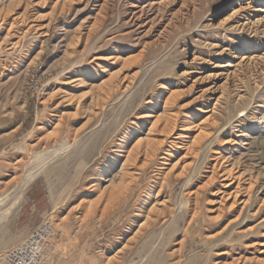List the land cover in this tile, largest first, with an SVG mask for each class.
Listing matches in <instances>:
<instances>
[{
	"label": "rangeland",
	"instance_id": "rangeland-1",
	"mask_svg": "<svg viewBox=\"0 0 264 264\" xmlns=\"http://www.w3.org/2000/svg\"><path fill=\"white\" fill-rule=\"evenodd\" d=\"M17 1L0 0V196H15L39 152L60 149L62 142L73 146L49 166L47 176L27 188L20 207L5 220L6 227L0 230V255L4 242L17 238L13 245L16 247L46 222L52 223V241L58 246L49 252L46 264H104L136 237L140 226L136 218L138 202L151 187L154 173L149 170L143 175L121 204L103 200L90 208L88 202H95L97 197L92 185L101 171L109 170L110 180L118 183L124 161L117 158L114 163L119 142L99 140L93 147L92 141L102 128L111 125L114 132L116 119L124 125L133 107L150 96L161 103L168 99L170 118L179 120L175 132L186 136L181 145L185 147L176 149L168 161L173 177L168 189L155 201L158 208L164 206L165 217L160 216L158 226L148 228L137 241L133 240L128 254L114 264H145L150 254L142 255V259L139 253L150 241V250L160 253L156 263L264 264V97L259 98L264 93V72L260 68L264 65V0ZM25 6L29 7L25 10ZM134 14L139 18L135 20ZM103 20H109L107 27L97 35ZM81 33H91L94 50L99 49V37L125 36L118 46L130 52L123 54L122 61L140 58L143 53L146 58L139 68L126 71L132 81L131 89L110 103L108 116H97L91 124L87 122L92 108L86 97L88 89L70 84L80 67L77 63L85 61V57L81 58ZM108 48L106 45L104 50L108 52ZM256 61L262 64L258 68H254ZM120 69L121 66L109 73ZM257 82L261 84L258 86ZM101 83L97 80L93 85L95 99L101 94ZM66 92L73 95L75 104L64 100ZM237 100L242 101L241 106H237ZM162 106L156 104L151 114L154 118L149 119L140 139L150 134L147 132L163 112ZM69 111L77 115L63 122L61 138L56 140L54 134L56 138H51L57 119ZM189 116L196 123L192 130L184 128ZM204 120L211 134L197 155L187 145L197 134L195 126ZM35 128L37 131L29 140L30 152L19 151V144ZM78 129L80 133L74 138L73 132ZM133 144L131 141L130 147ZM220 154L225 161L219 159V168H233L232 178L214 179L215 188L205 190L200 199L198 219L186 230L187 200L194 202L192 193L204 186L202 180L207 172L212 175ZM51 192L55 193L54 200ZM11 203L8 201L0 210L9 208ZM178 241L184 242L181 251L176 246Z\"/></svg>",
	"mask_w": 264,
	"mask_h": 264
},
{
	"label": "bare ground",
	"instance_id": "bare-ground-1",
	"mask_svg": "<svg viewBox=\"0 0 264 264\" xmlns=\"http://www.w3.org/2000/svg\"><path fill=\"white\" fill-rule=\"evenodd\" d=\"M16 1V0H15ZM19 1V0H18ZM17 1V2H18ZM28 1V0H27ZM16 3V2H15ZM26 4V3H25ZM27 5V4H26ZM31 5V4H30ZM14 6V5H13ZM34 7V5H31ZM105 6V5H104ZM137 6V5H136ZM25 10L27 9V7L29 6H25ZM106 7V6H105ZM134 7V6H133ZM107 8V7H106ZM143 8V7H142ZM64 9V8H63ZM55 10V9H54ZM31 11V10H30ZM26 12V11H25ZM142 12V11H141ZM28 13V12H27ZM144 13V12H143ZM141 14V13H139ZM25 15V13H24ZM22 16V15H21ZM19 16V18L21 17ZM32 16V15H31ZM26 18V17H25ZM38 18V17H37ZM97 18V17H96ZM132 18V17H131ZM134 18L135 20L139 17L136 16V14H134ZM35 19V18H34ZM39 19V18H38ZM99 19V18H98ZM18 20V19H17ZM21 20V19H20ZM26 20V19H25ZM36 20V19H35ZM34 20V21H35ZM121 20V19H120ZM33 21V22H34ZM38 21V20H37ZM109 20H103L100 24V26H98V29L96 30V34H100L103 30H105V28L107 27V23ZM122 21V20H121ZM15 23V22H14ZM35 23V22H34ZM37 24V23H36ZM96 24V23H95ZM142 25V24H141ZM129 26V25H127ZM32 27V26H31ZM100 27V28H99ZM142 27V26H141ZM120 28V27H119ZM94 29V28H93ZM130 29V28H129ZM89 30V29H88ZM112 30V29H111ZM123 31V30H122ZM92 32V31H90ZM27 33V32H26ZM115 34V33H114ZM120 34V33H119ZM123 34V33H122ZM91 33L90 34H86V33H81V35L79 36V42L81 44L84 45V54L81 56V58L85 57V61H80L77 64H80V67L75 71V77H73V79H71L70 84H73L75 86H83L84 88L88 89L89 93H86V97L89 98V103L92 104L91 105V109L89 110V116H88V124H91L93 122V119L96 118L97 116H108L110 114L109 112V105L112 101L118 99L121 95H125V93H127L131 87H132V81L131 78L129 77V73L126 74L129 69H133L134 68H139L144 61H146L145 55L144 53L140 56V58H131L130 60H124L122 61V56L124 53H129L130 49H125L122 50L119 48L118 45H120L121 40L125 37L122 35H119L118 37H107V36H102L99 37V39H97V43L98 45H100L99 47L96 45V47H98V50H94L96 48L93 49V46L90 42L91 39ZM118 35V34H117ZM113 36V35H112ZM130 36V35H129ZM135 39V38H134ZM96 40V38H95ZM106 45L110 46V49L108 48V52L106 50H104V48L106 47ZM131 45V44H130ZM77 47V46H76ZM127 47V46H126ZM131 48V47H130ZM129 51V52H128ZM135 52V51H134ZM253 55V54H252ZM134 56V55H132ZM122 58V59H121ZM252 58L254 59V57L252 56L250 60H252ZM257 59V57H256ZM260 59V58H258ZM262 60V59H261ZM255 59L252 61L254 64ZM74 63V62H73ZM76 64V63H75ZM247 65V64H246ZM258 65H262L260 62L256 61V65L254 68H258ZM78 66V65H77ZM121 66V69L115 73V74H110L109 72L112 69L118 68ZM129 68V69H128ZM262 69V71L264 72V65L260 67ZM142 70V69H141ZM67 71V70H66ZM137 71V70H136ZM139 69H138V73H139ZM257 71V70H256ZM133 72V71H132ZM252 72V71H251ZM255 72V71H254ZM247 73V72H246ZM110 74V75H109ZM140 74V73H139ZM257 74V73H256ZM254 75V74H253ZM61 77V76H59ZM249 77V76H248ZM134 78V77H133ZM136 79V78H135ZM260 79V78H259ZM102 81L101 86H100V90L101 94L100 96L95 99V97H93V85L95 83V81ZM237 80V79H236ZM258 81V80H256ZM69 84V83H68ZM261 83L257 82V85L259 86ZM161 85V84H159ZM72 88V87H71ZM78 88V87H77ZM81 88V87H80ZM157 88H159V86H157ZM90 89V90H89ZM98 89V88H97ZM160 89V88H159ZM79 90V89H78ZM157 91V89H156ZM86 92V91H85ZM95 93V92H94ZM160 93V92H159ZM239 92H237L238 94ZM78 94V93H77ZM81 94V93H80ZM60 95V94H59ZM98 95V94H97ZM76 96V95H75ZM162 96V95H161ZM240 96V94L238 95ZM255 96V95H254ZM82 96H80L81 98ZM167 97V96H165ZM244 97V96H242ZM241 97V98H242ZM264 97V93H260L259 98ZM154 98V97H153ZM152 97L148 96L145 97L142 101L141 104L139 106H134L133 109L131 110V112L128 114V120L125 122L124 125H122L121 120L118 121L117 119L115 120V124L117 123V129L114 130V132L112 131V126L110 125L107 128H102L99 130V133L94 136L93 141H92V145L94 144L93 147H95V144L98 143L99 140H103L102 143H110V142H119L117 145V151H116V158L114 159V163H117V158H123V165L121 168L122 171V175L119 178L120 181L117 183L116 181H114L113 179L110 180L111 177V173L109 170H103L101 171L100 175H99V179L95 182L94 185H92V187L94 188V192L96 194V201H90L88 202L89 207L92 208L94 206V204L96 203H100L103 200L106 201H115L117 202V204H121L122 200L128 198V194L131 191V189L134 186H137L140 181L141 178L143 177V175H145L149 170L154 173L153 175V182L151 187L149 188V190H147L145 192L144 198H140L139 202L140 205L138 207V215L136 216V218L138 219V223H140L139 225V229L136 232V237L134 239H132V241H129V243L125 244L121 249H118L117 254H115V257L113 258V260H107L106 262H104V264H114V262H118L119 259H123L125 255L128 254V252L131 249V246L133 244V240L137 241V239L139 237L142 236V233L145 232V230H147L150 227H156L160 224L161 222V218L160 216L163 218L165 217L166 214V210L163 207L160 206V208H158L155 204H156V198L160 195H162L163 193H165V191L168 189V183L170 181V179H172L173 177V167L171 169H169L167 167V163L168 161L173 158V155L176 151V149H181L182 147L185 146H181L184 143L183 138H185L186 136H184V134L182 133H176V127H177V123L178 121H176L177 118L171 119L170 118V105L168 102V99L164 102L161 103V101L159 99H153ZM160 98V97H159ZM163 98V97H162ZM254 99V98H253ZM64 100H66V102L68 103H72L74 102V97L73 95L69 94L66 92ZM97 100V101H96ZM174 100V98H173ZM82 101V100H80ZM236 101V99H235ZM238 101V100H237ZM65 102V101H64ZM84 102V101H83ZM88 102V100H87ZM158 103V105L162 104L163 106V112L159 113L158 117H156L154 120L155 123L153 124L152 128L150 129L149 132L150 133L148 135H146L145 138L140 139L139 137L141 136V133L143 131V128L145 127V125L147 126L149 119L154 118L151 116L153 109L156 107V104ZM81 103V102H80ZM242 101H238V105L237 106H241ZM59 104V103H58ZM73 104V103H72ZM75 104V102H74ZM87 104V103H85ZM84 104V105H85ZM78 105V104H77ZM80 105V104H79ZM89 105V104H88ZM174 105V104H173ZM68 106V105H66ZM75 106V105H74ZM191 107V106H190ZM172 108H174V106H172ZM229 108V107H228ZM78 109L76 110V113H78ZM83 109V108H82ZM177 109V108H176ZM174 110V109H173ZM65 111V110H64ZM83 112L85 111V109L82 110ZM81 111V112H82ZM61 112V111H60ZM67 112V111H66ZM128 112V111H127ZM160 112V111H159ZM174 112V111H173ZM179 112V111H178ZM177 112V113H178ZM261 112L264 114V106L263 109L261 110ZM63 113V112H62ZM74 113V112H73ZM71 115L72 112L69 111V113H64L62 114L57 120V126L54 130V132H50L52 135L51 138H56L55 136H57L58 140L59 138H61L62 134H63V129H64V124L63 122L65 120H67V118H70V116H75L77 114ZM176 112H174V115ZM82 114V113H81ZM88 114V113H87ZM116 114V113H115ZM173 114V113H172ZM261 114V113H260ZM259 114V115H260ZM262 115V114H261ZM115 116V115H114ZM177 116V115H176ZM186 116V115H185ZM264 116V115H263ZM86 117V116H85ZM195 117V116H194ZM190 118V116H189ZM261 118V117H260ZM103 119V118H102ZM119 119V118H118ZM264 119V117L262 118ZM72 120V119H71ZM207 120V119H206ZM206 120H204L203 122H201L199 125L195 126L198 128L197 130V134L194 136L192 142H190V144L188 143L187 146H189V151L195 153V154H201L200 152L203 149V144L206 141V139H208V137H210L209 135L211 134V132H209V128H208V124L205 125ZM258 120V119H257ZM186 121V120H185ZM259 121V120H258ZM152 122V121H151ZM184 123V122H183ZM196 124L193 117L189 119L188 123H186V126L184 128H190L191 126ZM215 124L219 125L220 128V123L218 121H215ZM151 125V124H150ZM122 126V127H120ZM73 127V126H72ZM114 127V128H115ZM180 127V126H179ZM218 127V126H216ZM69 128V127H68ZM183 128V129H184ZM71 129V128H70ZM75 130V129H74ZM80 129L76 130L75 132H73L74 138H76L78 136V134ZM148 130V129H147ZM186 130V129H185ZM188 130V129H187ZM192 130V129H191ZM190 130V132H191ZM213 130V129H212ZM37 131V129L35 128L34 130L30 131L29 135L25 138V142L17 147L19 151H24V152H30V144H29V140L30 138H32V135L35 134ZM180 131V130H179ZM182 131V130H181ZM226 131V130H225ZM184 132V131H182ZM187 132V131H186ZM185 132V133H186ZM227 132V131H226ZM53 134L55 136H53ZM154 134V136L152 137V135ZM49 135V133H48ZM104 135V136H103ZM241 135V134H240ZM103 136V137H102ZM184 136V137H183ZM219 136V135H217ZM221 136V135H220ZM231 136V135H230ZM102 137V138H101ZM190 136H188L189 138ZM212 137V136H211ZM227 137V136H226ZM46 138H49L46 137ZM50 139V138H49ZM49 139H46L45 141H47L48 143L50 142ZM111 139V141L109 142V140ZM155 139V140H154ZM157 139V140H156ZM210 139V138H209ZM208 139V140H209ZM171 140V141H170ZM225 140V139H224ZM69 141V140H68ZM131 141H134V144L130 147ZM61 142V141H60ZM80 142V141H79ZM78 142V143H79ZM62 146L60 147V149H47L43 152H39L37 155H35L34 159L31 161L30 163V167L27 170V174L26 176L23 178L20 187L18 188L15 196L13 198L9 199V194H3L0 196V209L2 207V205L6 204L8 201L11 200V204L10 207L5 209V210H0V230L1 228L4 227L5 224V220H7V218L9 216H11L13 214L14 211H16L17 208L20 207V204L23 202V200L25 199V191L27 190V188L32 185L33 182H35L37 179H39L41 176L45 175L47 176L49 174L48 172V168L50 165H52L53 163H55L60 157L61 155H64L63 153H66L72 146L73 144L70 143H63L62 142ZM75 144H77L75 142ZM207 144V143H206ZM186 145V144H185ZM186 146V147H187ZM76 147V145H75ZM105 148V146H104ZM73 149V148H72ZM79 149V148H78ZM76 150V149H75ZM187 150V149H186ZM215 150V149H214ZM220 150V149H219ZM80 151V150H79ZM102 152V151H101ZM113 152V151H112ZM188 152V151H186ZM103 153V152H102ZM114 153V152H113ZM119 153V154H118ZM190 153V152H189ZM104 154V153H103ZM1 155V153H0ZM186 156V155H185ZM196 156V155H194ZM188 157V156H186ZM191 159V158H190ZM199 159V158H198ZM214 159V158H211ZM221 161H225V156H220L218 158L215 159V165L212 167L213 170H211V176H209V173L207 172L206 177L202 180L205 181L203 184L204 186H200V188H198L196 191H194L192 194L194 196V202L191 203L190 200H187V202L189 201V204L186 205L185 209H187L188 206V217L189 219L187 220V222L185 223L186 226V230H189L192 226V223L195 222L198 219V214H199V202L200 199L202 197V195L204 194L205 190L208 191V189L211 190V188H213L214 186H216L214 184V179L217 178H222L223 181L228 180L230 177L232 178V172H233V168H223L220 170V166L222 165V162L220 164V160ZM99 160V159H98ZM122 160V159H121ZM182 160V159H181ZM188 161V159H186ZM104 161V160H103ZM109 161V160H108ZM119 161V160H118ZM176 161V160H175ZM191 161V160H190ZM65 161H63L64 163ZM67 162V161H66ZM95 163V162H94ZM191 163V162H190ZM212 163V162H211ZM72 164V163H71ZM88 164V163H87ZM208 164V163H207ZM69 165V164H68ZM67 165V166H68ZM106 165V164H105ZM113 165V164H112ZM189 165V164H188ZM206 165V164H205ZM210 165V163H209ZM87 166V165H86ZM192 166V165H191ZM190 166V167H191ZM211 166V165H210ZM107 167V166H105ZM170 167V166H169ZM194 167V166H193ZM208 167V166H206ZM59 168V167H58ZM176 168V167H175ZM211 168V167H210ZM211 168V169H212ZM66 169V168H65ZM106 169V168H105ZM113 169V168H112ZM179 169V168H178ZM202 169V167H201ZM204 169V168H203ZM99 170V169H98ZM191 170V169H190ZM205 170V169H204ZM185 171V169H184ZM198 171V170H197ZM81 172V171H80ZM112 172V171H111ZM191 172V171H190ZM98 173V172H97ZM183 173V172H181ZM78 174V173H77ZM194 174V173H193ZM97 175V174H96ZM179 175V174H178ZM185 175V173L183 174ZM189 175V174H188ZM204 175V174H203ZM240 175V174H239ZM65 176V175H64ZM194 176V175H192ZM191 176V177H192ZM242 176V175H241ZM240 176V177H241ZM190 177V178H191ZM203 177V176H202ZM239 177V178H240ZM148 178V177H147ZM238 178V179H239ZM243 178V176H242ZM59 179V178H57ZM62 179V178H61ZM236 179V178H235ZM56 180V179H55ZM53 180V181H55ZM63 180V179H62ZM240 180V179H239ZM233 181V180H232ZM235 181V180H234ZM254 181V179H253ZM59 182V181H58ZM58 182H56V184H58ZM185 182V181H184ZM217 182V181H216ZM221 182V181H219ZM246 182V181H245ZM53 183V182H52ZM61 183V182H60ZM79 183V182H78ZM201 183V182H200ZM223 183V182H221ZM235 183V182H234ZM249 183V182H248ZM55 184V183H54ZM90 184V183H89ZM106 184H109V186H105ZM240 184V183H238ZM246 184V183H245ZM251 184V183H249ZM63 185V184H62ZM225 185V184H224ZM229 185V184H228ZM241 185V184H240ZM247 185V184H246ZM51 186V184H50ZM251 186H254L251 185ZM195 187V186H194ZM226 187H228L226 185ZM52 188V187H51ZM196 188V187H195ZM215 188V187H214ZM248 188V187H247ZM190 189V188H188ZM218 189V188H217ZM251 189V188H249ZM187 190V189H186ZM194 190V189H193ZM221 190V189H220ZM238 190V188H237ZM236 190V191H237ZM252 190V189H251ZM249 191V190H248ZM247 191V192H248ZM143 192V191H142ZM186 192V191H185ZM251 192V191H249ZM237 193H241L240 190ZM253 193V192H251ZM249 193V194H251ZM190 194V193H189ZM84 195V194H83ZM183 195V194H182ZM215 195V194H214ZM228 195V194H227ZM254 195V194H253ZM55 196V193L51 192V199H53V197ZM90 196V195H88ZM188 196V195H187ZM229 196V195H228ZM232 196V195H231ZM252 196V195H251ZM88 198V197H87ZM208 198V197H207ZM235 198V196H234ZM158 199V198H157ZM192 199V198H191ZM54 200V199H53ZM87 200V199H86ZM185 200V199H184ZM246 200V199H245ZM251 201V200H249ZM236 202V201H235ZM183 203V202H182ZM234 203V202H233ZM263 204V203H261ZM232 205V203H231ZM5 206V205H4ZM3 206V207H4ZM106 206V205H105ZM113 206V205H112ZM136 206V205H135ZM167 206V205H166ZM234 206V205H233ZM232 206V208H233ZM57 207V206H56ZM80 207V206H79ZM103 207V206H102ZM227 207V206H226ZM231 207V206H230ZM228 207L227 209L229 210ZM111 208V207H110ZM225 208V207H224ZM243 208V207H242ZM258 208V207H257ZM256 208V209H257ZM234 209V208H233ZM85 210V209H84ZM221 210V209H220ZM226 210V208H225ZM236 210V209H235ZM242 210V209H241ZM101 211V210H100ZM214 211V210H213ZM232 211V210H231ZM253 211V210H252ZM135 212V211H134ZM217 212V211H216ZM230 212V211H229ZM234 212V211H233ZM236 212V211H235ZM258 214H259V209H258ZM264 212V211H263ZM89 213V212H88ZM183 214V213H182ZM234 214V213H233ZM254 214V213H253ZM256 214V213H255ZM84 215V214H83ZM218 215V214H217ZM220 215V214H219ZM231 215V214H230ZM241 215V212H240ZM239 215V216H240ZM90 215L86 216L89 218ZM98 216V215H97ZM238 216V217H239ZM213 217V216H212ZM216 217V216H215ZM221 217V216H220ZM219 217V219H220ZM237 217V218H238ZM67 218V217H66ZM223 218V217H222ZM221 218V220H222ZM86 219V218H84ZM87 220V219H86ZM211 220V219H210ZM48 221V220H47ZM164 221V219H163ZM215 221V220H214ZM234 221V220H233ZM8 222V221H7ZM6 222V223H7ZM220 222V221H218ZM231 222V221H230ZM82 223V222H81ZM132 223V222H131ZM221 223V222H220ZM8 224V223H7ZM136 225V224H135ZM6 227V226H5ZM4 227V229H5ZM60 227V226H59ZM129 227V226H128ZM206 227V226H205ZM259 228V226H257ZM261 227V226H260ZM263 227V226H262ZM253 228V227H252ZM256 228V227H255ZM57 229V228H56ZM63 229V228H62ZM207 229V228H206ZM209 229V228H208ZM126 230V229H125ZM255 230V229H252ZM4 230H2L3 232ZM59 231V230H58ZM210 231V230H209ZM128 232V231H127ZM215 232V231H214ZM262 232V231H261ZM6 233V232H5ZM148 233V232H147ZM133 234V233H132ZM207 234V233H206ZM5 235V234H4ZM3 235V236H4ZM135 235V234H134ZM156 234H154L155 236ZM211 235V234H210ZM213 235V234H212ZM216 235V234H215ZM152 236V235H151ZM152 236V237H154ZM157 236V235H156ZM17 237V236H16ZM133 237V236H132ZM131 237V238H132ZM149 237V236H148ZM173 237V236H172ZM212 237V236H210ZM214 237V236H213ZM181 238V237H180ZM17 239V238H16ZM11 239L7 242H4L2 250H4V252L2 253V255H0V264H8V258H9V252L14 249L15 247L14 242L16 240ZM261 239V238H260ZM147 241L149 240L146 239ZM177 241V239H176ZM258 241V240H257ZM126 242V241H125ZM128 242V241H127ZM146 242V241H145ZM151 242L145 243V245L142 247V252L139 253L140 257H142V255H146V254H150L149 259H147V261H145V264H163L162 262L156 263L157 259H159L160 257V253L158 252V250L156 251H151L150 250V245ZM173 242V241H172ZM1 243V242H0ZM123 243V242H122ZM174 243V242H173ZM255 243V242H254ZM253 243V244H254ZM2 244V243H1ZM249 244V243H248ZM57 245V244H56ZM179 249V251L182 250L183 246H184V242L183 241H178L177 245H176ZM247 246V245H246ZM249 246V245H248ZM252 246V245H251ZM256 246V245H255ZM58 246H55V243L52 241L50 243V247L48 249V254L49 252L51 253V251L53 249H58ZM115 247V246H114ZM133 247V246H132ZM253 247V246H252ZM1 248V247H0ZM116 248V247H115ZM255 248V247H254ZM258 248V247H257ZM104 249V248H103ZM110 249V248H109ZM137 249V248H136ZM134 249V250H136ZM61 250V249H60ZM177 250V248L175 249ZM259 250V249H257ZM261 250V249H260ZM1 253V252H0ZM47 254V255H48ZM107 254V253H106ZM104 255V253L102 254ZM47 257V256H46ZM105 258V257H103ZM107 259V258H106ZM142 259H144V257H142ZM105 260V259H104ZM146 260V258H145ZM264 260V259H263ZM144 263V262H143ZM261 263V262H260Z\"/></svg>",
	"mask_w": 264,
	"mask_h": 264
},
{
	"label": "built area",
	"instance_id": "built-area-1",
	"mask_svg": "<svg viewBox=\"0 0 264 264\" xmlns=\"http://www.w3.org/2000/svg\"><path fill=\"white\" fill-rule=\"evenodd\" d=\"M28 237L9 252L8 264H46L47 251L54 238L52 223H43Z\"/></svg>",
	"mask_w": 264,
	"mask_h": 264
}]
</instances>
